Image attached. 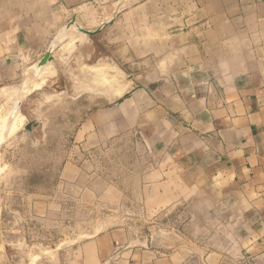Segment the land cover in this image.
<instances>
[{
  "label": "crops",
  "instance_id": "1",
  "mask_svg": "<svg viewBox=\"0 0 264 264\" xmlns=\"http://www.w3.org/2000/svg\"><path fill=\"white\" fill-rule=\"evenodd\" d=\"M94 2L0 0L1 89L25 58L50 51L42 71L75 53L71 27L60 35L74 17L88 28L81 9ZM128 10L103 19L96 8L94 23L103 44L111 21L107 43L130 53L139 84L119 102L90 108L74 140L105 142L137 125L168 160L148 174L149 201L154 210L176 208L184 222L157 246L133 241L125 227L100 231L70 247L67 263L264 264V0H148ZM43 136L38 126L30 140L37 146ZM78 170L61 173L69 180Z\"/></svg>",
  "mask_w": 264,
  "mask_h": 264
},
{
  "label": "rangeland",
  "instance_id": "2",
  "mask_svg": "<svg viewBox=\"0 0 264 264\" xmlns=\"http://www.w3.org/2000/svg\"><path fill=\"white\" fill-rule=\"evenodd\" d=\"M145 1L98 0L91 11L81 9L87 13L83 25L98 29L96 8L106 19ZM129 19L132 28L133 17ZM109 24H103V44L102 26L92 38L72 26L75 53L60 56L42 71L34 70L39 60L25 58L23 68L14 70L10 89L0 86V264H68L70 247L115 227H125L133 241L153 246L172 242L181 230L179 210H154L156 204L149 201L148 174L168 160L137 125L128 124L105 142L74 140L90 108L119 102L126 96L122 92L139 84L130 53L107 43ZM114 33L129 35L131 29ZM15 100L20 103L15 129L3 131ZM25 117L31 121L24 130ZM38 126L44 136L34 146L30 134ZM70 165L79 170L68 180L61 171Z\"/></svg>",
  "mask_w": 264,
  "mask_h": 264
},
{
  "label": "bare ground",
  "instance_id": "3",
  "mask_svg": "<svg viewBox=\"0 0 264 264\" xmlns=\"http://www.w3.org/2000/svg\"><path fill=\"white\" fill-rule=\"evenodd\" d=\"M74 25H77L78 27H82V26H80L76 21H75V23H72V24H70L68 27H65L64 29V31H62V33H61V35L60 36H63L69 29H70V27H72V26H74ZM82 28H84V27H82ZM53 45H54V43H53ZM53 56V55H52ZM51 61V60H50ZM50 61H47L45 64H43V65H38V63H36L35 64V67H34V70H41L46 64H48ZM33 73V72H32ZM124 83V82H123ZM125 85V84H124ZM122 93H124V92H122ZM15 102V103H14ZM13 102V106H12V110H11V114H10V117L8 118V124H5V126H4V129H3V131L4 130H6V131H8L9 129H11V132H12V130H13V128H14V126H15V121H16V119H17V117H18V112H19V100H15ZM15 129V128H14ZM3 131H1V132H3Z\"/></svg>",
  "mask_w": 264,
  "mask_h": 264
},
{
  "label": "water",
  "instance_id": "4",
  "mask_svg": "<svg viewBox=\"0 0 264 264\" xmlns=\"http://www.w3.org/2000/svg\"><path fill=\"white\" fill-rule=\"evenodd\" d=\"M75 17L72 18L69 22V24L66 26L68 27L70 24L72 23H75ZM107 23H111V21L107 22ZM79 30L83 33H85L86 35H91V34H94L96 32H98L99 28L98 29H95V30H89V29H86V28H82V27H79ZM53 59V56L52 54L50 53V51L46 52L38 61V65H43L45 64L47 61H50Z\"/></svg>",
  "mask_w": 264,
  "mask_h": 264
}]
</instances>
